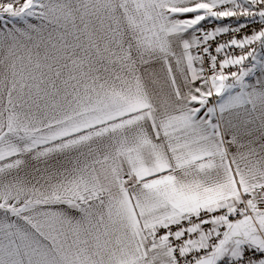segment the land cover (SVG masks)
<instances>
[{"label": "snow or ice", "instance_id": "1", "mask_svg": "<svg viewBox=\"0 0 264 264\" xmlns=\"http://www.w3.org/2000/svg\"><path fill=\"white\" fill-rule=\"evenodd\" d=\"M0 264H264V0H0Z\"/></svg>", "mask_w": 264, "mask_h": 264}]
</instances>
